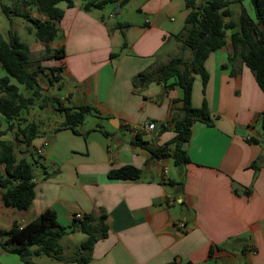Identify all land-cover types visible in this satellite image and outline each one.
<instances>
[{"label": "crops", "instance_id": "crops-1", "mask_svg": "<svg viewBox=\"0 0 264 264\" xmlns=\"http://www.w3.org/2000/svg\"><path fill=\"white\" fill-rule=\"evenodd\" d=\"M140 1L142 16L131 24L114 22L110 14L95 15L96 9L83 11L82 0L73 1L71 8L58 5L63 16L47 46L62 47L64 55L48 59L43 72L54 79L43 90L52 101L34 103L23 114L21 128L29 123L38 128L30 145L15 133L17 121L2 137L13 145L16 162L30 161L31 154L37 160L34 200L27 210H17L0 199V229L8 231L13 223L23 226L51 210L66 230L59 240L62 252L76 247V254L88 258L86 264H264V149L255 130L264 92L238 58L228 61L234 51L227 41L205 59V85L199 74L193 75L190 105L205 104L209 119L192 123L182 145L188 160L173 164V144L167 157H153L137 142L160 149L172 141L183 93L178 86L165 89L154 79L141 82L136 77L172 58L190 57L175 37L189 10L183 0ZM116 5L118 16L122 8ZM41 16L40 21L46 19ZM37 48L43 50L44 44L37 41ZM51 68L58 69L52 73ZM173 82L170 78L166 84ZM54 100L61 107L88 106L95 113L86 115V126L83 121L70 130L61 127L63 116ZM53 112L59 114L55 120L45 118L44 113ZM0 121L5 129L6 122L2 117ZM148 122L156 124L155 131L136 130ZM250 136L258 142H250ZM123 166L139 169L140 177H108ZM101 213L106 216V237L84 252L80 243L87 236L74 226L73 215L97 218ZM33 257L37 260L29 258L32 264L40 263L41 256Z\"/></svg>", "mask_w": 264, "mask_h": 264}, {"label": "trees", "instance_id": "trees-1", "mask_svg": "<svg viewBox=\"0 0 264 264\" xmlns=\"http://www.w3.org/2000/svg\"><path fill=\"white\" fill-rule=\"evenodd\" d=\"M129 0H82L81 9H102L107 3H117L120 7ZM188 13L184 20L182 31L175 37L181 41L184 48L189 49L190 57L186 60L176 57L169 60L154 71L138 74L137 80L145 82L154 79L163 83L165 89L178 86L182 89L183 107L181 118L174 120L175 136L172 141L160 149H152L145 142L138 140L137 144L146 149L153 157H167V147L174 145L173 164L175 166L186 162L187 156L182 149L190 135L192 123L197 120L207 121L209 113L205 104L200 108L190 105L191 85L193 75L199 74L205 85L207 74L203 63L208 55L226 45L229 41L233 47V55L228 61L238 58L253 74L258 87L264 92V0H249L254 17L251 18L245 9H241L238 20L231 19L232 13L228 8V0H204L202 5H196V0H183ZM28 4L35 7L37 13L45 16L43 21L32 19L27 13L18 14L31 26L26 27L29 34H33L36 41L44 44V60L63 57V48L49 49L47 44L53 41L58 33L57 23L62 19L63 10L59 4L66 8L73 7L72 0H29ZM2 13L8 17L14 11L1 7ZM30 50L27 44L21 42L16 33L9 29L6 38L0 35V66L5 75L0 77V116L7 126L2 129L0 121V164L4 165V174L0 175V199L6 207L17 210H27L34 200L35 167L37 160L31 154V160L21 159L16 162L14 147L11 143L2 140L7 131L13 130L15 121L16 134H21L23 142L30 145L31 140L38 134L35 124L29 123L21 128L25 121L23 114L34 105L36 98L41 96L38 83V70L31 71ZM58 68H51L55 72ZM174 78L172 84H166L168 79ZM12 80L16 83L14 84ZM50 83L51 80H50ZM17 85H21L29 92L23 95ZM56 101L55 110L62 114L61 127L74 130L83 123L86 115L95 113L88 107H61ZM260 127L264 131V109L260 114ZM250 142L257 143L258 138L250 136ZM110 179L134 181L140 177V170L133 166H123L108 173ZM106 216L101 213L97 218L86 215L81 220H74V226L87 237L80 243V249L88 252L94 243L106 237ZM73 229H71L72 231ZM66 230L56 222L55 213L46 210L40 213L29 223L20 226L13 223L8 231L0 229V248L8 253L15 254L23 264H32L31 255L47 256L56 261L75 264H86L88 258L83 254H76L73 258L62 256V247L59 244ZM33 248V250H31ZM182 264H192L184 262Z\"/></svg>", "mask_w": 264, "mask_h": 264}, {"label": "rangeland", "instance_id": "rangeland-1", "mask_svg": "<svg viewBox=\"0 0 264 264\" xmlns=\"http://www.w3.org/2000/svg\"><path fill=\"white\" fill-rule=\"evenodd\" d=\"M28 1L29 0H0V35L6 38V32L9 29L13 30L18 36L19 40L27 44L28 46H30L32 49V52L29 55V60H30L29 70L34 71V70H38V66L42 67L41 71L38 72V83L42 90V96L35 99L34 103L37 106L38 104L41 105V104L52 101L50 98V93H46L43 91L46 87H50L51 85H50V79L47 78V71H45V74L43 73L44 70L49 67L48 61L43 59V57L45 56V53L43 50H39L37 48V41L35 40L33 34H29L26 31V27L31 26V24L27 22L24 18L16 14V12L18 14L27 13L32 19H36V20H39V18L42 17L40 13L36 12L34 6L27 3ZM73 1H78V0H73ZM203 2L204 0H196V5H202ZM228 2H229L228 8L232 13V16H231L232 20L234 21L238 20V17H239V14L242 8L245 9V11L248 13V15L251 18L254 17V13L252 9L253 7L249 0H228ZM140 3H141L140 0H130L129 3L121 7L122 13L118 16H115L113 13L115 8H117L116 3H107L103 6L102 9H96L94 10L93 13L95 15H98V16L103 15L105 17H108V15L110 14L112 18L111 20H113L114 22L117 21L120 23H130L131 24V23H134L136 20H138L140 16H142L137 10ZM2 6L6 7L9 10L14 11V13H9L8 17H6L1 11ZM169 24L171 25L175 23L169 22ZM186 57L187 55L185 56V58ZM1 74L4 75V72L2 69H0V77H2ZM12 82L16 84L13 80ZM51 82L53 83L54 79H52ZM17 86L19 88V91L23 95L26 96L29 94V92L25 90L21 85H17ZM54 92L57 93L58 91L54 90L53 93ZM53 102L56 106L57 105L56 101H53ZM44 114H45V118H50L54 120L56 116H59L57 112L48 113V114L44 113ZM86 118L87 120H90L89 116H87ZM0 119H1V116H0ZM85 124L87 125L88 121L85 120L83 123V126ZM255 130H257L260 133V137H259L260 145L264 149V131H262L260 126L256 127ZM16 154L17 156H19L17 151H16ZM169 169L171 173L174 170V167L171 163L169 165ZM71 248L65 249L64 252H62V256L65 258H67L66 256H72V255L75 256L77 248L76 247L72 249ZM33 256L31 255L29 258L31 259L32 262H36L37 259ZM40 260H41L40 263H36V264H58L57 262L54 261V259L47 257V256H43V255H41ZM15 261L17 264H22L17 256L6 255L0 249V264H15Z\"/></svg>", "mask_w": 264, "mask_h": 264}, {"label": "built area", "instance_id": "built-area-1", "mask_svg": "<svg viewBox=\"0 0 264 264\" xmlns=\"http://www.w3.org/2000/svg\"><path fill=\"white\" fill-rule=\"evenodd\" d=\"M136 130H140V131H143V132H153V131L156 130V124L154 122L144 123L143 125H141L140 127H138ZM36 153L37 154H40L41 153V149H38L36 151ZM163 172L165 173L166 170L164 169ZM73 219L74 220H81L82 219V216L80 214H74L73 215ZM178 227L179 228H183L184 227V223L183 222L178 223Z\"/></svg>", "mask_w": 264, "mask_h": 264}, {"label": "water", "instance_id": "water-1", "mask_svg": "<svg viewBox=\"0 0 264 264\" xmlns=\"http://www.w3.org/2000/svg\"><path fill=\"white\" fill-rule=\"evenodd\" d=\"M116 11H120V8L119 7H117V8H115V10L113 11V13H115ZM249 132L253 135V136H257L258 134L256 133V132H254L253 130H249Z\"/></svg>", "mask_w": 264, "mask_h": 264}]
</instances>
